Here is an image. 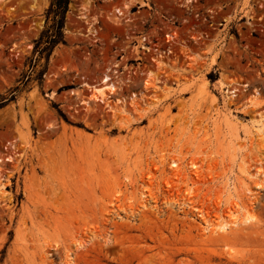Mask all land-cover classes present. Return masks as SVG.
<instances>
[{"label":"rangeland","instance_id":"1","mask_svg":"<svg viewBox=\"0 0 264 264\" xmlns=\"http://www.w3.org/2000/svg\"><path fill=\"white\" fill-rule=\"evenodd\" d=\"M195 1L71 0L63 42L45 52L40 38L51 0H0V264H66L64 248L76 240L84 248H72V264H264V190L251 209L244 195L237 203L255 224L226 238L209 237L193 210L212 224L228 219L235 209L216 206L217 178L239 166L264 172V143L230 135L264 109L257 30L264 0ZM175 28V54L159 55L155 48L166 49L165 34ZM106 77L117 87L111 104L84 106ZM220 78L250 87L243 93L238 86L240 96L225 106ZM204 80L211 84L206 95ZM254 90L262 107L245 109ZM154 101L159 107L144 114ZM218 108L230 121L216 116ZM9 157L14 161L5 162ZM174 160L198 167L188 186L170 171ZM144 188L153 210L127 221L112 216L116 192L115 206L124 209ZM180 199L193 208H180ZM174 200L178 206L164 205Z\"/></svg>","mask_w":264,"mask_h":264},{"label":"bare ground","instance_id":"2","mask_svg":"<svg viewBox=\"0 0 264 264\" xmlns=\"http://www.w3.org/2000/svg\"><path fill=\"white\" fill-rule=\"evenodd\" d=\"M193 1L196 2L195 0H185V2H187V3H192ZM250 2H251V0H243V5H249ZM123 9L126 10V9H129V7L127 5H124ZM116 11L121 13V11L119 9ZM122 15H123V13H122ZM82 18L85 19L84 13H83ZM167 38H168V40L169 39L172 40L171 38H169V36ZM160 58H162V57H160ZM216 60H217V57L214 56L211 59L210 67L217 65ZM159 63H161V62H159ZM159 65L157 66L158 69H160V67L163 66V63H162V65H160V66ZM148 75L151 76V75H156V74H153L152 72H150ZM199 78L205 79L204 72L201 73ZM221 78L216 82V84L219 86V90H221V93H222L221 99L223 100V105H225V106L228 105V103L238 99V97L240 96L241 88H242V92L246 93L250 87V85L248 83L233 84V85L227 86L222 82ZM196 79L197 78H195V80ZM101 80H102V82L98 86L96 85V86H93L91 88L89 97H87L86 100H82L81 103L84 106H86L87 108H91V105L94 102H100L103 104H108L111 102L110 99L112 97H114V95L116 94L117 87L113 83H111V80L108 77L102 78ZM155 81L157 82V84H160V81H158V79H155ZM203 83H204L203 89L200 88V94L202 92H204V94L206 95L207 93H209L207 88L210 87L211 84H209L205 80ZM149 85L150 84H148V82L143 83L144 92L148 90L147 87ZM151 85H152V83H151ZM180 86H181V84L178 86L176 85V87H173V89L176 90ZM229 86L233 87V89L236 90L235 93H237L238 96L236 94L229 96V93H227L225 91V89ZM238 86L241 88H239ZM150 87L153 88L154 85H152ZM161 89H163V88H161ZM184 90H189V88H183V91ZM181 91H182V89H181ZM72 94L76 95L77 92H72ZM167 94H170L169 91ZM142 95L144 98L147 97L146 95L144 96V93H142L141 96ZM136 97H137V95L133 94L131 97V100H133ZM259 97H261L259 91L257 92L256 90H254L253 93L251 94V97L249 99H247V101H246L245 109H250V108L258 109V108L262 107L261 106L262 101L259 100ZM153 98H154V96H153ZM148 100H149V98H148ZM227 101H228V103H227ZM211 102L215 105V104H218L219 100L217 102V99L212 98ZM110 104L108 105V107L113 109L114 107H111L112 105L110 106ZM114 104L116 105L115 106L116 108H119L118 105L122 106L123 101L117 99L114 101ZM232 104H233V102H232ZM133 105H131V106H133ZM134 107H135V105H134ZM158 107L159 106L154 101L153 104L152 103L149 104V107H148L147 111L146 110L144 111L145 112L144 114L148 115V114H150V112L157 109ZM222 108L223 107L220 106V109H222ZM120 109H124V108L121 107ZM216 110H217L216 116L219 115L220 119H221V115L223 114V116L226 118V120L230 121V117H229L230 113L225 114L224 113L225 111H220L219 108ZM113 111H114V109H113ZM218 120H216V121H218ZM226 120H225L226 127L228 128V130H231L232 127L230 126V124ZM214 124L216 125V123H214ZM230 135H233V136L235 135L236 138L239 137L243 141H247V142H253V141L257 140V141L264 143V109L261 112L258 111V113H256L253 116V118L249 121L248 124L240 123L238 128L235 129V127H234L233 133H230ZM9 161H14L13 157H9L5 162H9ZM3 162H4V160L0 159V164H2ZM236 168H237V170H235V172L234 171H226V172H224V174L222 176H220V178H217V179H221L222 181L220 183V188H219L218 193H217L216 206L220 208L219 204L224 203L226 209H228V208L230 210L232 208L235 209V211L231 212V215H229L228 219L221 218V221H219L217 224L216 223L214 224V222L212 224V222H210L208 219L206 220L207 216H205L201 210H199L198 208L190 207L191 204L189 202H185L182 199L179 200L180 203L178 205L180 208L187 206L189 208H193V210L198 213L197 217L202 219L203 231L206 234H208L209 237H216L217 239L226 238L228 235L234 234L240 230H243V227H248L253 223L255 224V222H256V218L254 217L253 214H251L249 209H251V207L254 206L257 202L256 194L258 192L264 190V172L261 168L255 170L253 173H250L249 170H247L246 168H244L242 166H239ZM169 169L174 174L173 176L176 177L177 179H179L181 184H184L185 186H188L187 185L188 182L192 183V178L189 176V174H192L195 177H198V171H197L198 167L193 162L189 163L185 167H182L181 163L174 160V161H171L169 163ZM3 188H4V185L0 183V197L1 198H3L2 193H1V190ZM146 190L147 189L144 188L143 191L140 192L138 198H135V197L128 198L127 199L128 207L124 208V209L120 208L121 205L115 206L116 205L115 201H116V203L120 201L119 199L116 198V196H117V192H116V194H115L116 196L114 195L115 201H111L109 203V206H111L112 209L114 208V210H112V213H111L112 216L116 217L117 219H119L121 221H127V219H129V218H135L139 213H143V212H147L149 210H153V205L151 204V201L149 199V195H148ZM179 191H180V189H179ZM118 195H119V193H118ZM187 195H190V193L187 192ZM243 195L248 198V205H249L248 207H250L249 209L247 207H244V206L241 207L240 204H239L240 206L237 204L238 202L242 203L241 198ZM179 201H177V200L166 201L164 203V205L168 208H173L175 206H178L176 203ZM238 208H240V211L242 210L244 212L242 217H241V215H239L240 212H239ZM121 214H123V216ZM93 240H94V237H91L89 241L91 242ZM43 248H44V254H46L47 256H51L50 252L48 251V249L49 248L51 249V247H49L48 243L44 242ZM72 248L82 249V248H84V245L79 240H76V242L73 243L72 246L64 248L63 254H64V260H65L66 264H72V261H73V256H72L73 249Z\"/></svg>","mask_w":264,"mask_h":264},{"label":"trees","instance_id":"3","mask_svg":"<svg viewBox=\"0 0 264 264\" xmlns=\"http://www.w3.org/2000/svg\"><path fill=\"white\" fill-rule=\"evenodd\" d=\"M70 2L71 0H51L45 14V29L40 38V40H45V52H50L54 46L63 42L62 31L65 25V14L68 11ZM50 19H52L51 25H49Z\"/></svg>","mask_w":264,"mask_h":264},{"label":"built area","instance_id":"4","mask_svg":"<svg viewBox=\"0 0 264 264\" xmlns=\"http://www.w3.org/2000/svg\"><path fill=\"white\" fill-rule=\"evenodd\" d=\"M181 4V3H180ZM181 6L182 7H185L186 8V6L183 4H181ZM187 22V20H183V23H186ZM186 28V27H185ZM185 30H187L188 31V33H190V29H189V27H187ZM259 32H260V35L262 36V37H264V22L262 23V24H260L259 25V27H258V29H257ZM174 33V40H171V42H169L170 40H168V36H170L171 34H173ZM179 34V35H178ZM96 36V35H95ZM165 37L167 38V40L168 41H166L167 43H169V46L168 47H166V49H161V48H159L158 47V45L157 44H155V46L156 47H158V48H155V51L157 50V52L159 53V55H161V56H164V57H167V56H169V55H174L175 54V48L173 47V45L176 43V41H178V39L179 38H181V34H180V32H179V30H178V28H175V30H173V31H171V32H169V33H166L165 34ZM144 42V41H143ZM148 47V46H147ZM150 47V46H149ZM148 47V48H149ZM151 48V47H150ZM148 52V51H147ZM172 52V53H171ZM142 54H144V52L142 53ZM16 55H17V53H16ZM242 86V85H241ZM232 88V89H231ZM225 91L227 92V93H229V96L230 95H233V94H236L237 95V93H235L236 92V90H234L233 89V87H227L226 89H225ZM238 96V95H237ZM4 150H5V153H8L10 150H13V145H11V143L10 142H6L5 143V145H4Z\"/></svg>","mask_w":264,"mask_h":264}]
</instances>
